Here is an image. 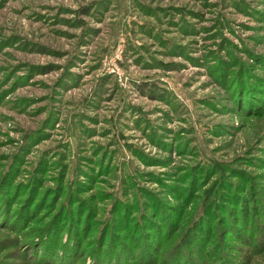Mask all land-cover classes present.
I'll return each instance as SVG.
<instances>
[{
    "label": "rangeland",
    "instance_id": "1",
    "mask_svg": "<svg viewBox=\"0 0 264 264\" xmlns=\"http://www.w3.org/2000/svg\"><path fill=\"white\" fill-rule=\"evenodd\" d=\"M0 264H264V0H0Z\"/></svg>",
    "mask_w": 264,
    "mask_h": 264
}]
</instances>
